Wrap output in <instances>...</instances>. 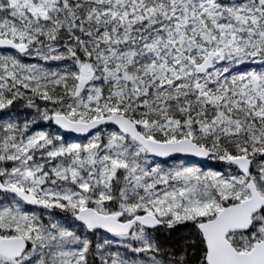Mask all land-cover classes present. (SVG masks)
<instances>
[{
    "label": "snow or ice",
    "instance_id": "6c2138e0",
    "mask_svg": "<svg viewBox=\"0 0 264 264\" xmlns=\"http://www.w3.org/2000/svg\"><path fill=\"white\" fill-rule=\"evenodd\" d=\"M0 264H264V0H0Z\"/></svg>",
    "mask_w": 264,
    "mask_h": 264
}]
</instances>
